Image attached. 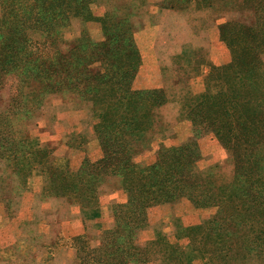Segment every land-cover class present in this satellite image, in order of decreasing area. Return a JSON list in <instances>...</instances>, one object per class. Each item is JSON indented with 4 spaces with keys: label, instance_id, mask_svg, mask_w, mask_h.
<instances>
[{
    "label": "rangeland",
    "instance_id": "374dc122",
    "mask_svg": "<svg viewBox=\"0 0 264 264\" xmlns=\"http://www.w3.org/2000/svg\"><path fill=\"white\" fill-rule=\"evenodd\" d=\"M34 1L40 10L47 4L46 0ZM80 1H66L70 5L63 12L70 19L59 27L57 43L49 55L42 44L41 48L33 42L29 49L43 59L53 60L54 55H63L71 47L60 41L73 42L87 35L92 43L103 42L105 25L100 19L113 10L112 0L89 1L88 11L94 21L82 17ZM180 2L120 0L119 3L121 12L131 18L140 60L130 90L163 89L168 97V103L157 110L150 142L135 155L133 163L137 170L145 169L156 162L160 149H178L194 139L196 155L191 169L201 180L193 181L192 187L199 198L192 201L183 196L173 202L150 206L145 214L146 225L137 229L132 222L139 214L134 212L133 202L116 180L100 182L96 204L92 207L82 208L73 198L55 197L47 191L52 177L50 170L59 171L67 166L77 172L84 160L96 162L103 157L94 131L97 119L92 102L82 100L78 91H70L65 86L66 78H74L73 70H68V66L64 71L55 69L59 87L46 89L39 99L29 102L28 116L10 125L14 129L22 128L25 134L20 132L12 139L13 136L5 134L11 135V127L6 131L4 128L7 120L3 128L0 125V145L11 140L10 147L19 151L23 138L32 149L29 153L25 146L16 163L10 155L7 157L0 151V264H83L93 259L94 254H88L87 248L90 251L101 248L104 234L116 229L119 214L125 216L120 229L125 223L135 228L133 246L145 247L144 252L148 249L149 261L143 260L140 264H173L178 254L182 262L179 264H223L220 257L211 261L213 255L208 250L222 249L211 229L232 212L231 186L247 189L249 203L256 202L250 210V220L264 219L263 172L252 171L256 168L255 160H260L264 166V139L256 140L250 154L241 152L233 156L212 134L194 138L192 124L186 117V99L203 92L204 77L210 67H221L231 59L220 41L219 28L233 20L254 24L252 8H231L232 0H220V4L235 10H221L224 11L221 13L200 5L198 0H192L186 7ZM25 3L32 4L33 0H0V4L12 12L10 19L16 21L20 17L24 20ZM124 4L129 6V13ZM2 13L0 8V20ZM9 20L0 24L1 54L2 43L10 29ZM110 27V32H116V25ZM12 28L20 30L16 24ZM262 61L264 64V56ZM18 86L14 76L1 81L0 120L13 110L11 108L23 105L25 97L18 94ZM33 150L44 151L49 164L40 163ZM237 160L246 162V169L239 167ZM17 165H23L20 175H15ZM130 220L132 222H128ZM252 231L249 238L254 237ZM124 232V229L120 231ZM113 237L106 239L109 245L114 243ZM163 245L167 249H163ZM230 254L234 255L227 264H264V252L259 258L247 260L237 256L234 249Z\"/></svg>",
    "mask_w": 264,
    "mask_h": 264
},
{
    "label": "trees",
    "instance_id": "16d2710c",
    "mask_svg": "<svg viewBox=\"0 0 264 264\" xmlns=\"http://www.w3.org/2000/svg\"><path fill=\"white\" fill-rule=\"evenodd\" d=\"M66 1L46 0L43 10L34 0L32 4L25 3V18L20 17L18 21L10 19L12 12L0 4L3 11L0 24L10 19L7 24L10 29L2 43L3 53H0V83L4 77L14 76L20 88L18 94L25 97L23 105L11 108L13 110L0 120V125L3 128L7 120L4 128L6 131L11 127V135L5 134L13 136L12 139L20 132L25 134L22 128L14 129L10 125L28 116L31 112L27 107L29 102L39 99L46 89L59 87L55 69L64 71L68 66V70L74 71V78H66L65 86L70 91H78L82 100L92 102L97 119L94 131L103 157L96 162L84 160L77 172L70 171L67 166L59 171L50 170L52 177L47 191L55 197L73 198L82 208L92 207L96 204L100 182L116 180L118 186L127 192L129 201L133 202L134 212L139 214L134 222H128L139 229L146 225L145 214L150 206L173 202L183 196L192 201L199 198L193 191L195 187H192L193 181L201 180L191 169L196 155L194 139L178 149H160L156 162L145 169H136L133 158L150 142L149 134L154 127L157 110L168 103V97L163 89L130 90L140 60L134 45L131 18L121 12L120 0H112L113 10L100 19L105 25L103 42L92 43L87 35L73 42L60 41L71 47L63 55H54L53 60L43 59L30 50L29 45L33 42L40 47L42 44L46 55L54 49L59 27L70 19L63 12L70 5ZM89 1H80L79 9L84 12L82 17L94 21L96 19L88 11ZM191 1L181 0L180 3L186 7ZM232 1L231 8H252L254 24L233 20L219 28L220 41L231 59L221 67H210L204 77L203 92L186 99V117L192 124L194 138L212 134L223 148L236 156L241 152L250 154L256 140L264 139V0ZM198 2L217 12H235L227 8L228 5L220 4V0ZM125 6L129 13V6ZM13 24L19 25L20 30L15 31ZM111 25H116V32H110ZM26 141L22 138L19 142L22 150L17 151L10 147L9 140L7 144L0 145V151L7 157L10 155L16 163L25 146L29 153L32 152ZM33 151L40 163L49 164L44 151ZM245 163L237 160L241 168L246 169ZM254 165L256 168L252 171L263 172L261 183L264 187V166L260 160H255ZM22 168L23 165H17L15 175H20ZM230 196L231 214L211 229L218 238L219 249H222L208 250L213 255L210 260L220 257L223 264H227L234 255L230 254L232 249L243 260L259 258L264 252V219L258 222L250 220V210L256 202L249 203L247 189L231 186ZM124 220L125 216L121 214L116 217V229L104 234L101 248L93 251L87 248V253L94 255L83 264H140L149 261L148 249L144 252L145 247L133 246L135 228L125 223L120 229V222ZM123 229L125 234L120 233ZM251 229L255 234L249 238ZM109 236H114L111 245L106 240ZM162 248L167 249V246ZM204 249H207L205 244ZM174 259L173 264L182 263L179 254Z\"/></svg>",
    "mask_w": 264,
    "mask_h": 264
}]
</instances>
